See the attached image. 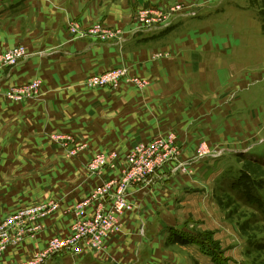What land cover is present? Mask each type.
<instances>
[{
	"label": "rangeland",
	"instance_id": "1",
	"mask_svg": "<svg viewBox=\"0 0 264 264\" xmlns=\"http://www.w3.org/2000/svg\"><path fill=\"white\" fill-rule=\"evenodd\" d=\"M82 1L38 0L34 12L0 21L1 44L3 39L7 41L18 36V45L27 49L25 44L30 43V40L36 44L38 35L43 37V31L55 34L58 32L57 21L63 18L64 10L63 34L57 39L59 45L87 38L91 42L119 44L120 48L124 47L123 43L128 36L136 35L147 24L152 28H164L162 25L169 18L174 23L183 19L187 13H194L207 16V24L214 27L215 34L201 38L200 43L202 48L213 50L210 58L222 63L224 71L216 68L204 70V79L199 82L200 91L195 94L192 93L193 80L197 79L188 68L178 75L168 76L156 96L136 98L133 105L130 104L121 112H61L73 119V122H82L93 131L97 129L99 137L89 139L77 134L69 147L65 150L55 147L54 153L49 154L48 158L46 154H40L38 159H31L29 154H24L22 159H28V162L32 160L31 165L8 164L7 180L2 182L6 186L5 190L12 199L14 194L29 196L30 192L34 199L41 201L53 197L62 198V195L77 186L81 178L78 168L85 174L90 158L100 153L123 152L137 140L143 128L150 133L157 127L166 128L158 135L174 133L181 145L183 159L193 157L204 141L212 150L225 148V152L219 157L206 158L196 163L195 174L206 172L202 170L204 164L207 170L209 166L212 168L211 175L200 176L203 179L200 183L181 180L172 189L162 186L151 189V205L158 209L148 219L146 217L152 214L153 209L150 204L140 211L139 217L143 216L145 229L143 236L146 238L155 233L163 235L164 231L157 224H152L156 217L161 221L164 216L167 225L172 227L166 228V240L156 246L154 257L158 258L165 252L183 264H206L192 253L197 247L211 260V264H264V185L260 190L254 188L253 195L248 196L244 184L239 183L238 179L241 176L242 180L243 171L264 184V162L261 167L243 157L246 149L264 147V0H93L96 5H93L88 21L75 17L81 9ZM144 14L155 19L154 22L143 21ZM50 17L56 20L55 26H49ZM32 34L36 36L25 39ZM220 51L222 54H219ZM178 52L174 47L163 46L151 55L152 58H159ZM228 66L230 68L226 69ZM124 70L127 76L138 77L132 76L127 67ZM102 74L96 72L89 75L82 86L96 89L90 83L94 77ZM143 79L148 82L146 87L153 86L154 82L150 79ZM42 84L41 80V89ZM41 94L42 91L31 100H39ZM197 94L199 99H196ZM200 103H203L204 111L215 108V112H196L195 104ZM219 107L224 109L219 110ZM208 130L210 135L204 134ZM93 142L95 147L102 148L94 150L91 148ZM74 152L77 154L74 155ZM169 172H166V176L171 175ZM174 174L187 177L194 175ZM163 179L161 173L142 189L145 191L152 188L150 186L162 183ZM201 188L210 192L209 197L199 196L197 189ZM175 224L183 229L178 231ZM184 232L195 235L199 242H177V237H185ZM188 245L195 246L192 250L184 248ZM101 255V252L95 251L93 256L98 258ZM114 256L112 258L117 259V263L118 257ZM58 259L48 264H62L61 257ZM111 261L115 263V260ZM66 262L76 264L71 260ZM86 262L91 263L90 260ZM128 262L141 264L142 256L138 261ZM128 262L119 260L120 264ZM143 264H147V261H143Z\"/></svg>",
	"mask_w": 264,
	"mask_h": 264
},
{
	"label": "crops",
	"instance_id": "2",
	"mask_svg": "<svg viewBox=\"0 0 264 264\" xmlns=\"http://www.w3.org/2000/svg\"><path fill=\"white\" fill-rule=\"evenodd\" d=\"M37 1L0 0V21L9 20L12 17L26 16L34 12L37 7ZM94 4L96 5L93 0L82 1L81 9L75 17L82 20L87 19L86 21H88ZM65 13L64 10L61 22L57 21L58 25L56 28L58 29L56 30L58 32L53 34L43 31V37L38 35L36 44L32 40H30V43L25 44L30 55L15 67L5 68L0 81V217L26 204L41 201L34 199L32 192H30L29 196L28 194H14V199H12L10 193L5 190L6 186L2 183L7 180L6 166L8 164L28 165L30 162L32 163V160L30 162L27 161L28 159L23 160L24 154H29L31 159H38L40 154H46L48 158L49 154L54 153L55 147L63 150L52 139V135L55 132H72L75 135L78 134L77 136L79 137L89 139L99 137L97 129L93 131L92 128L82 122H75V120L73 122V119L61 112H121L130 104L133 105L136 98L156 96L157 91L164 87L163 83L168 76L178 75L188 68H190L191 74L195 75L197 79L193 80L192 93L195 94L200 91L199 82L204 79L202 76L204 70L216 68L218 71H224L222 63H217L216 60L210 58L213 50L201 47V38H208L211 34H215L213 31L214 27L207 24L209 22L207 16L187 14L179 21L176 20V16V21L174 20V23L171 22L170 27L142 29L136 35L128 36L127 41L123 43L124 47L120 48L118 47L119 44L100 41L91 42L87 38L71 42L66 41L65 44L59 45L57 39L63 34L61 29L64 28L63 19H65ZM55 23L56 20L53 17L48 19L49 26H55ZM32 36H36V34L26 36L25 39L29 40ZM16 37L18 38V36ZM17 38L7 41L3 39L2 44L0 42V52L18 45L20 38ZM163 46L174 47L179 52L173 55L166 54L168 55L166 57L152 58L151 54ZM219 54H222L221 51ZM118 66L127 67L132 76L150 79V81L154 82L153 86H147L143 89L128 83L122 84L117 89L111 87L86 89L82 86L89 75L96 72H104ZM229 68L228 66L226 69ZM34 79H41L43 82L42 97L39 100L13 102L5 96V92L10 87L24 84ZM199 98L197 94L196 99ZM201 104L203 103L195 104L196 112L204 111V105ZM218 109L221 110L222 107ZM204 112H215V108ZM144 130V128L140 130L137 140L135 139L127 149L119 152L122 159L136 143L158 136L161 130L164 131L166 128L157 127L151 133ZM209 130L204 134L210 135ZM94 144L95 142H93L91 147L94 150L102 148L100 146L95 147ZM243 152V157L249 158V161L264 162V147L263 149H246ZM214 161L218 160L215 159ZM205 165H203L202 170L206 171L204 174L207 177L208 174H212L210 170L212 168L209 166L207 170L204 167ZM82 170L85 171L84 167H82ZM238 170L240 171L241 168ZM167 171H170L171 175L166 176V174L162 180L163 182H157L150 186L152 188L144 191L142 187L135 186L129 189V199L133 202L134 208L124 214L122 231L108 240V246L106 250L101 252L102 255L100 257L93 256L95 251L88 250L79 256L65 253L60 256L61 263L65 264L66 261L71 260L75 261L74 263L76 264H80V262L87 264L86 261L90 260L91 263L88 264H120L119 260L135 262L142 256L141 264H143V261H147V264H164L165 262V264H183L181 261L178 262L166 255L165 252H163L164 255L161 254L158 258L154 257L153 252L156 246L163 243L160 241H165V237L168 234V229L166 230V228L169 225H167L164 216L163 218L161 217V221L157 217L155 218L156 220L153 218L152 221V224H157L164 231L163 235L155 233L145 238L143 236V231H145L143 216L140 215L139 217V214L149 204L152 207L151 189H159L161 186L172 189L181 180L200 183L203 180H201L200 176H204V174H197L196 172L193 176L187 177L186 175L174 174L176 172L169 167L165 168V172ZM78 173L81 178L76 187L74 186L69 193L62 195V198H50L61 200L62 208L59 213L46 220L45 231L37 239H29L16 248L9 250L4 256V261L7 264H15L19 260L28 259L35 251L43 248L53 235L67 236L71 233L72 217L65 215L64 210L87 198L99 182L96 176L91 175L88 170L83 174L81 168H78ZM118 173L119 171H110L106 175L107 177L114 176L118 175ZM164 181L169 183L164 185ZM197 190L201 198H207L210 195V192L204 188ZM15 193L17 192L15 191ZM152 208V214H148L147 219L151 218L156 213V209H158L157 206ZM146 213H150V211ZM174 227L178 228V230L183 229L182 226H177L176 224ZM184 229L187 230L186 228ZM194 246L188 245L184 248L192 250ZM192 253L202 263H212L197 247L192 250ZM114 255H116V258L118 257L117 263V259L112 258ZM111 259L115 260V263H112ZM125 264H129V262Z\"/></svg>",
	"mask_w": 264,
	"mask_h": 264
},
{
	"label": "built area",
	"instance_id": "3",
	"mask_svg": "<svg viewBox=\"0 0 264 264\" xmlns=\"http://www.w3.org/2000/svg\"><path fill=\"white\" fill-rule=\"evenodd\" d=\"M142 20L150 23L155 19H150L144 14ZM172 20L169 18L162 26H169ZM144 29H152V26L147 24ZM29 55L23 45L1 51L0 81L5 68L15 67ZM124 68L126 67H114L94 77L90 83L91 87L117 89L124 83L133 84L139 89L146 87V79L127 76ZM40 91L41 80L34 79L10 87L5 96L10 101L22 102L37 97ZM75 137L72 132H55L52 135L53 141L63 149L69 147ZM224 152L225 148L212 150L204 141L193 157L183 159L177 136L174 133H166L136 143L123 159L115 151L92 157L87 163V170L96 176L99 182L87 198L64 210L65 215L72 217L71 233L67 236H51L43 248L35 251L28 259L15 264H48L49 261L58 260V257L65 253L79 256L87 250L103 252L108 246V240L122 231L124 214L134 208L129 199L131 187L143 188L149 185L154 177L161 173L165 176L167 167L174 172L193 175L198 161L219 157ZM76 154L77 152H74V155ZM110 171L119 173L107 177L106 174ZM61 208V200L50 199L26 204L0 217V264H7L4 256L9 250L29 239H37L46 229V220L59 213Z\"/></svg>",
	"mask_w": 264,
	"mask_h": 264
},
{
	"label": "trees",
	"instance_id": "4",
	"mask_svg": "<svg viewBox=\"0 0 264 264\" xmlns=\"http://www.w3.org/2000/svg\"><path fill=\"white\" fill-rule=\"evenodd\" d=\"M249 162L256 164L258 166H261V167L263 166V164L259 163V162H253V161H249ZM241 175H242V180H241V176H239V178H238L239 183L242 182V184H244V186L246 188L245 192H246V195H248V196L253 195L252 192L254 191V188L260 190L259 188L263 187V185H264V184H261L262 181L260 182L259 180L253 179L249 174L244 173L243 171L241 172ZM183 235L185 237L180 236V235H179L180 237H177V242L182 243V244H188L191 242H199L198 238L194 237L195 235L192 236L190 234H186L185 232L183 233ZM202 243H204V242H202Z\"/></svg>",
	"mask_w": 264,
	"mask_h": 264
}]
</instances>
